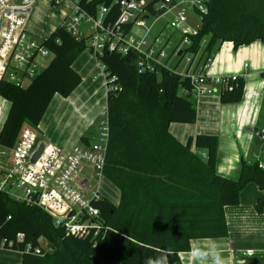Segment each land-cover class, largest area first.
I'll return each instance as SVG.
<instances>
[{"label":"trees","instance_id":"trees-1","mask_svg":"<svg viewBox=\"0 0 264 264\" xmlns=\"http://www.w3.org/2000/svg\"><path fill=\"white\" fill-rule=\"evenodd\" d=\"M80 4L90 13L98 5L109 6L106 18L119 11L115 0ZM189 39L186 51L200 50L201 57H212L222 42L233 48L264 42V0H209L198 32ZM40 42L51 57L26 87L0 81V96L10 104L0 147L11 146L23 124L36 127L53 95L66 97L80 82L71 64L86 49L85 38L72 36L60 24ZM134 58L113 52L97 57L107 82L103 176L119 189V203L101 196L94 205L103 229L95 238H78L66 236L45 211L0 191V239L23 234V242L12 247L21 252V264H180L179 253L189 251L192 239L227 236L224 207L238 204L246 184L261 191L255 207L262 210L264 169L241 160L237 178H227L215 170L216 135L199 133L185 144L178 142L169 125L196 121L188 79L166 68L138 72ZM243 88L238 79L220 92L219 101H240ZM199 150H205L204 157ZM40 239L51 246L50 252ZM27 244L41 247L42 253L23 252Z\"/></svg>","mask_w":264,"mask_h":264},{"label":"built area","instance_id":"built-area-1","mask_svg":"<svg viewBox=\"0 0 264 264\" xmlns=\"http://www.w3.org/2000/svg\"><path fill=\"white\" fill-rule=\"evenodd\" d=\"M63 1L71 6L62 22L63 28L76 38L83 37L85 31L87 47L96 58L113 52L134 55L138 72L173 69L188 79L194 98L218 96L246 75H209L212 58L201 57L200 50L196 53L186 51L190 35H195L198 29L191 31L186 26L187 16L182 5L187 4L199 14L201 25V16L207 13L209 0H115L119 9L115 18H106L110 7L103 4L96 6L92 13L81 6L80 0H52V4L59 6ZM34 2L0 0V80L20 88L30 83L43 68L42 62L50 56L26 29ZM166 14H170L169 19L163 18ZM166 27L171 32L161 39ZM168 43H171L170 50L166 48ZM172 59H176L174 66L170 65ZM181 62L183 65L178 70ZM99 68L106 77L100 61ZM261 92L264 94V80ZM96 126V137L91 143L76 144L69 152L43 143L34 162L31 158L42 142L31 127L24 129L11 146L0 147V191L15 201L45 211L66 236L95 238L103 229L100 211L94 203L101 197L98 182L103 175L109 138L107 113L97 119ZM256 137L258 147L252 154L253 162L264 169V126L256 131ZM85 166L92 169L93 184L86 177L76 181L78 171ZM84 180L88 183L86 189L81 185ZM22 242L23 234L19 233L14 240L0 239V248L12 249ZM23 252L39 255L42 249L27 244ZM253 254L250 249L243 252L246 257ZM243 261V258L239 260Z\"/></svg>","mask_w":264,"mask_h":264},{"label":"crops","instance_id":"crops-1","mask_svg":"<svg viewBox=\"0 0 264 264\" xmlns=\"http://www.w3.org/2000/svg\"><path fill=\"white\" fill-rule=\"evenodd\" d=\"M48 2L51 7H58L53 6L52 0H48ZM62 3L68 4V9L63 14L64 20L70 13L71 6L67 1L61 2L60 5ZM35 6L36 0L30 11ZM56 27L57 25L52 28V31ZM157 30L158 27H155L154 31ZM80 38H85L86 41V37ZM253 42L251 45L240 47L238 51L237 49L236 51L225 49L221 56H212L208 74L221 76L246 73L243 78L244 96V92L249 86L248 81L252 77L262 75L261 71L264 70V42L261 48L257 46L258 49L255 48L257 41ZM86 48L88 47L86 46ZM85 51L84 49L71 64L80 76L79 84L66 97L57 93L54 94L36 127L26 124L27 127H31L36 132L38 139L41 138L39 141L52 144L64 152H69L76 144L87 145L91 143L97 133L96 121L106 113L107 86L105 76L99 68L97 58L90 50L89 54ZM192 100L196 108V121L192 124L171 123L169 125L170 134L182 144H185L189 137H194L199 133L216 135L215 170L224 177L237 178L241 160L246 161L244 157L249 153L250 142L254 144V141L257 140V126L251 127V130L247 132L242 131L244 129L239 130L235 118L231 117L228 109L224 107L234 103L223 104L217 95L192 97ZM9 105V102L0 96V129L7 116ZM193 149L192 145L191 150ZM197 152L200 156H205V150ZM252 162L253 160L247 161V163ZM102 179L110 182L102 175L98 182V191L101 196H103L100 192ZM115 188L114 200L104 197L117 205L120 200V192L116 186ZM260 194L261 191L256 185H252L251 182L246 184L245 188L239 192L238 204L224 207L227 236L192 239L189 251L179 253L180 264H263L264 226L257 230L252 225L254 220L264 224V208L261 214L253 213L254 202ZM260 215L262 219L259 217ZM246 249L252 250L253 256H243ZM21 255L19 251L0 248V264H21ZM242 258L244 261L240 263L239 260Z\"/></svg>","mask_w":264,"mask_h":264},{"label":"rangeland","instance_id":"rangeland-1","mask_svg":"<svg viewBox=\"0 0 264 264\" xmlns=\"http://www.w3.org/2000/svg\"><path fill=\"white\" fill-rule=\"evenodd\" d=\"M182 8L185 10V13L187 16L186 26L191 31H196L197 29H199V26H200L199 14H197L195 11L190 9V7H188L187 4H183ZM67 9H68L67 3H62L58 7H51L49 5L48 0H36V6L30 11L27 17L28 18L27 19V30L29 34L32 36L34 40L39 42L41 38H43L44 36H46L52 31V28L54 26L56 25L58 26L60 23L64 21L63 14L64 12L67 11ZM169 17H170V14H166L165 16H163L164 19H169ZM170 32H171V29L166 27L163 34L161 35V39H165ZM196 32H198V30ZM82 33H83V37L87 35L85 31H83ZM175 34L176 33H174V35ZM204 41H205V38L201 40V44ZM256 41H257L255 42L256 47L255 46L254 47L256 49H258V47L261 48L262 47L261 45L263 42L258 41V40ZM251 43L241 45L237 48H233V45L231 42H222L221 44H219L217 48H215L212 56L213 57L221 56L225 52V49H228L229 51H231L232 49L236 51L237 49L238 51L240 47L251 45ZM170 46H171V43H168L166 46L167 50H170ZM85 50H86L85 52L89 54V49L86 48ZM49 59H50V56L47 57L42 62L43 67L47 65ZM175 60L176 59H172V61H170L171 66H174ZM182 65H183V62H181V64L178 66L179 67L178 70L182 67ZM263 72L264 70L261 71V73ZM263 80H264L263 75H257V77H252L248 81L249 86L247 87V90L244 92V96L241 98V100L238 102H235L234 104H229L227 106H224L225 108L228 109V113L230 114V116L235 118L236 122L239 125L238 127L239 130L244 129L242 131L247 132L251 130V127L257 126V129H259L260 127L264 126V94L261 92ZM24 129H28L26 124H23L21 126L15 141L18 139L19 135L22 133ZM253 136L256 139L255 135ZM243 137H246V136L243 135ZM257 147H258L257 140L254 141V144L253 143L251 144L250 142L249 153H247L244 157L246 162L247 161L251 162L253 160L252 154L253 152L257 150ZM91 170L92 169L90 166H85L81 172L78 171V178L76 179V181H78V179L80 178L86 177L90 179L91 183L93 184L95 178L92 177V173H90ZM252 185H255V184L252 183ZM115 190H116L115 186H113L110 182L106 181L105 179H102L101 186H100V192L103 196L114 200L116 196ZM256 202L257 200H255L254 203L256 204ZM263 208H264V205L262 207V210ZM262 210L258 211L257 207L254 206L253 213L256 212L255 214L257 213L261 214ZM259 217L262 219L261 215ZM252 225H254V227H256L257 230H259L261 226H264L263 222H257V220H254ZM40 244L43 247L44 251L50 252L52 250L51 246H49L45 240L40 239Z\"/></svg>","mask_w":264,"mask_h":264},{"label":"water","instance_id":"water-1","mask_svg":"<svg viewBox=\"0 0 264 264\" xmlns=\"http://www.w3.org/2000/svg\"><path fill=\"white\" fill-rule=\"evenodd\" d=\"M42 148H43V143H40L38 149L36 150V152L33 154L32 158H31V162H34L37 159V157L41 153ZM87 184H88L87 181H82V183H81L82 187L85 189L87 188Z\"/></svg>","mask_w":264,"mask_h":264}]
</instances>
